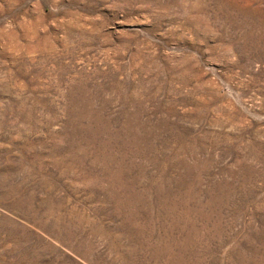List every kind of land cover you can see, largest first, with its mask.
<instances>
[{
	"label": "rangeland",
	"instance_id": "374dc122",
	"mask_svg": "<svg viewBox=\"0 0 264 264\" xmlns=\"http://www.w3.org/2000/svg\"><path fill=\"white\" fill-rule=\"evenodd\" d=\"M0 264H264V0H0Z\"/></svg>",
	"mask_w": 264,
	"mask_h": 264
}]
</instances>
